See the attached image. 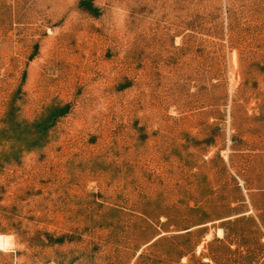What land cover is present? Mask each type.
I'll use <instances>...</instances> for the list:
<instances>
[{
	"label": "rangeland",
	"instance_id": "1",
	"mask_svg": "<svg viewBox=\"0 0 264 264\" xmlns=\"http://www.w3.org/2000/svg\"><path fill=\"white\" fill-rule=\"evenodd\" d=\"M0 264H264V0H0Z\"/></svg>",
	"mask_w": 264,
	"mask_h": 264
},
{
	"label": "bare ground",
	"instance_id": "2",
	"mask_svg": "<svg viewBox=\"0 0 264 264\" xmlns=\"http://www.w3.org/2000/svg\"><path fill=\"white\" fill-rule=\"evenodd\" d=\"M218 233H221L220 229L218 230Z\"/></svg>",
	"mask_w": 264,
	"mask_h": 264
}]
</instances>
